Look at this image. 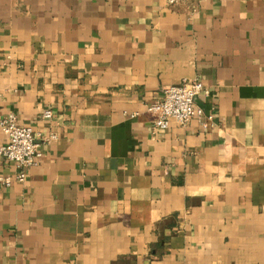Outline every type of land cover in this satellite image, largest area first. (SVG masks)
<instances>
[{"label":"crops","instance_id":"crops-1","mask_svg":"<svg viewBox=\"0 0 264 264\" xmlns=\"http://www.w3.org/2000/svg\"><path fill=\"white\" fill-rule=\"evenodd\" d=\"M195 78L204 115L154 129ZM10 113L42 157L0 187V264H264V0H0Z\"/></svg>","mask_w":264,"mask_h":264},{"label":"built area","instance_id":"built-area-1","mask_svg":"<svg viewBox=\"0 0 264 264\" xmlns=\"http://www.w3.org/2000/svg\"><path fill=\"white\" fill-rule=\"evenodd\" d=\"M204 90L202 81L197 78L184 79L181 83L165 87L163 95L149 103L146 108L152 115L153 128L166 129L172 122L185 126L192 118H200L204 112L196 105V98ZM52 115L50 109L43 113V117L47 119ZM207 118L211 120L212 116L208 115ZM0 128L6 135V142L0 144V158L12 162L16 168L14 177L0 175V187H9L14 181L24 182L28 169L39 162L42 157V141L31 126L18 123L13 113L0 116ZM54 138L55 134H50L42 137V140L49 142Z\"/></svg>","mask_w":264,"mask_h":264}]
</instances>
